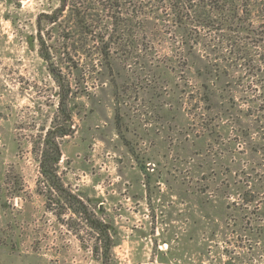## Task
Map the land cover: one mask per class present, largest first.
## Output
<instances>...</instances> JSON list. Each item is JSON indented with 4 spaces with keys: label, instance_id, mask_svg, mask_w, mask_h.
I'll list each match as a JSON object with an SVG mask.
<instances>
[{
    "label": "rangeland",
    "instance_id": "rangeland-1",
    "mask_svg": "<svg viewBox=\"0 0 264 264\" xmlns=\"http://www.w3.org/2000/svg\"><path fill=\"white\" fill-rule=\"evenodd\" d=\"M60 1L0 0V264H102L98 234L83 216L66 204L48 209L38 191L33 148L55 124L66 125L40 36L52 68L77 94L73 132L58 139L59 175L93 216L112 225V264H264V194L259 222L252 208L232 210L238 220H227L229 211L205 204L217 197L200 194L208 184L224 186L225 166L239 171V160L253 176L259 172L264 187L262 66L235 59L223 31L178 26L160 10L132 28L144 35L138 53L126 60L116 48L110 70L98 38L87 45L66 38L65 16L55 25L43 19L39 33L38 19ZM225 196L217 202L241 200Z\"/></svg>",
    "mask_w": 264,
    "mask_h": 264
},
{
    "label": "trees",
    "instance_id": "trees-1",
    "mask_svg": "<svg viewBox=\"0 0 264 264\" xmlns=\"http://www.w3.org/2000/svg\"><path fill=\"white\" fill-rule=\"evenodd\" d=\"M145 1L61 0L60 6L51 14H44L38 19V30L39 33L42 32L41 21L43 19L55 25L61 22L65 16L70 25V36H66V38L72 39L74 43H81V45H87L90 37L98 38L97 41L101 43L98 51L100 61L111 70L112 59L116 57L118 52L116 48L128 55L125 57L126 60L138 53L140 49L138 46H140L144 35L143 38L139 39L141 34L134 32L132 28L142 25L152 14L153 16L161 15L160 10L162 12L169 11L168 15L172 16L173 21L178 26L184 22L185 24L223 31L226 40L231 42L230 47L231 51L234 50L235 52V59L244 62L249 69L254 68L259 71V67L262 66V70H264V0H152L156 2L153 8H150V4H148L151 0ZM144 7H147V11H144ZM145 18L146 20L143 21ZM79 35L80 38H78ZM144 40L141 44L144 43ZM199 40L200 34H197L190 49H193ZM39 42V54L48 63L49 70L60 88L58 111L64 115L66 125L55 124L33 148L41 174L38 191L46 197L48 209L52 208L51 204L60 203L62 206L66 204L74 213L83 216L88 226L98 234L94 247L95 252L101 254L102 264H112L111 249L116 243L111 233L112 225L93 216L88 211L86 204L79 197L69 192L59 175L58 169L62 150L58 139L73 132V117L77 106L74 101L77 94L70 78L67 80L62 76L61 71L52 68L50 47L46 46L42 36L39 37ZM253 48L256 49V53L252 56ZM72 49L74 52H78L81 48ZM187 52H182L180 57L185 67L190 65V53L193 54L192 51ZM257 59V64H255ZM73 68H78V64ZM247 109L250 112L251 108ZM249 115L252 116L247 114V116ZM239 137H241L240 134ZM216 152L219 155H225L220 146L217 147ZM255 152L259 153V147L255 149ZM238 163L239 171L231 166H225L229 177L224 186L220 187L219 185L212 189V185L208 184L200 191V194L217 197V200L207 197L208 201L205 204L216 211H229L226 212L225 216L227 220H238L232 210L248 211L252 208L250 215H254V220L259 222V207L262 203L259 200V195L264 194V187L259 189V172L253 176V168L249 169L248 165L242 164L240 160ZM241 173L245 175H241ZM232 174H238L242 179H236L231 176ZM212 179H216L215 175ZM221 194L226 195L225 199L231 198L232 195H239L241 200L240 202H217ZM261 216H263L261 219H264V214ZM246 217L241 216L239 220L246 219Z\"/></svg>",
    "mask_w": 264,
    "mask_h": 264
}]
</instances>
